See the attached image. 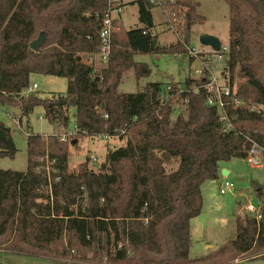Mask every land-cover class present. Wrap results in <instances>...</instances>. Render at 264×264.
<instances>
[{
  "label": "trees",
  "instance_id": "1",
  "mask_svg": "<svg viewBox=\"0 0 264 264\" xmlns=\"http://www.w3.org/2000/svg\"><path fill=\"white\" fill-rule=\"evenodd\" d=\"M223 1L231 95L221 113L207 105L206 77L118 91L128 71L136 80L151 73L135 55L189 54L191 28L205 22L199 0L131 3L140 27L126 31L114 22L106 62L98 55L107 0H0V106L19 108V125L41 107L57 131L28 134L24 172L0 170V252L58 264H233L242 257L264 264V205L259 224L236 218L233 240L189 258V224L201 213L202 184L217 180L222 164L233 159L257 151L264 157V0ZM153 7L176 43L153 46ZM40 33L46 41L34 52L29 45ZM236 69L244 81L234 89ZM32 75L65 78L66 92L42 99L28 92ZM173 104L186 117L173 120ZM71 109L74 134L63 141L58 130L72 131ZM85 138H118L125 145L108 148L97 172L89 158L69 170L67 146ZM16 153L10 129L0 123V158ZM171 161L177 168L167 172Z\"/></svg>",
  "mask_w": 264,
  "mask_h": 264
},
{
  "label": "rangeland",
  "instance_id": "2",
  "mask_svg": "<svg viewBox=\"0 0 264 264\" xmlns=\"http://www.w3.org/2000/svg\"><path fill=\"white\" fill-rule=\"evenodd\" d=\"M137 0H123L122 22L123 29L130 30L140 27L137 16V6L131 3ZM199 15L205 18L203 24H195L191 28L189 40V54L174 55H135L136 63L145 64L151 70L147 78L136 80L132 70L128 71L118 86V91L125 94L142 92L149 83H160L163 85L179 84L185 80H198L200 77L207 79L216 77L218 85L225 83L228 78L224 72L227 44L229 13L228 7L223 0H199L197 9ZM154 28L152 36L156 37L157 45L160 47L176 43V36L169 29L167 19L159 7H153L150 11ZM120 21V20H119ZM203 35H214L221 42V53L213 55L209 48L202 47L199 43ZM190 57L193 58L190 60ZM209 72V73H208ZM238 69L233 75L234 89L244 80L238 77ZM36 86L34 93L42 99H50L53 96L63 95L67 89V79L55 78L44 75H32L30 87ZM174 112L172 119L181 115L186 117L183 107L179 108L173 104ZM70 124L68 130L73 128L74 110H70ZM20 117L19 108L0 106V123L11 131L12 141L17 150L14 158H0V170L24 172L26 170V140L28 134H40L49 136L56 133L55 127L44 118V111L36 107L27 119ZM59 135L67 134L64 130H58ZM125 140L118 138L104 139L85 138L67 146L69 153V170H75L87 158L90 159L89 167L97 172L104 163L108 148L116 149L123 147ZM255 159L262 164L260 169H253L246 164L245 160L233 159L222 167L229 171V175H220L217 180H208L202 184L201 198L202 209L198 217L192 219L189 224L191 247L190 259H198L220 249L227 242L235 238L236 218L244 219L249 216L243 213V208L251 204L255 207L264 204V157L256 152ZM92 159H95L93 161ZM167 172L175 171L177 162L171 161L166 166ZM233 184L232 190H225L220 194V188L224 183ZM254 185H257L263 195V200L255 194ZM243 258V257H242ZM236 259L233 264H260L248 259ZM0 264H58L56 262L6 252H0Z\"/></svg>",
  "mask_w": 264,
  "mask_h": 264
},
{
  "label": "built area",
  "instance_id": "3",
  "mask_svg": "<svg viewBox=\"0 0 264 264\" xmlns=\"http://www.w3.org/2000/svg\"><path fill=\"white\" fill-rule=\"evenodd\" d=\"M150 2L155 3L154 0H150ZM122 11L123 9L120 0H107L106 13L103 17L99 30L100 52L98 55V59L102 62H106L108 59V55L111 48V35L118 30V27L114 25V22H119ZM210 53H212L213 55L223 54V52L221 53V50L218 53H214L210 50ZM35 89L36 86L33 85L32 88L28 90V92H31ZM205 90L209 94V97L207 98V105L215 107L221 112L225 105L223 99L228 98L231 95V91L228 85L225 86L224 83L222 86H219L216 77L214 78L211 76L210 78H208V83L205 86ZM234 103L240 105V102L238 101H235ZM73 134L74 129H72V131L68 132L67 134L62 135L61 140L66 141ZM255 158V156L249 157L245 160V162L250 168L260 169L262 167V164ZM92 160L95 161V159ZM233 188V184L225 182L223 187L220 188V194H225V190H232ZM263 205L264 204H261L255 207L251 204H248L243 208V213L249 216L250 218L254 219V221L259 224L261 220L260 211Z\"/></svg>",
  "mask_w": 264,
  "mask_h": 264
},
{
  "label": "water",
  "instance_id": "4",
  "mask_svg": "<svg viewBox=\"0 0 264 264\" xmlns=\"http://www.w3.org/2000/svg\"><path fill=\"white\" fill-rule=\"evenodd\" d=\"M45 41H46L45 34L40 33L38 35V37L30 43V45H29L30 50L36 52L37 50H39L43 46ZM199 43L202 47L209 48L214 53H218L222 48L221 42L219 41V39L214 37V36H211V35L201 36ZM156 44H157V41L153 40V46H156ZM75 143H76V141L73 142V144H75ZM221 175L223 177H226L229 175V171H227L226 169H222Z\"/></svg>",
  "mask_w": 264,
  "mask_h": 264
},
{
  "label": "crops",
  "instance_id": "5",
  "mask_svg": "<svg viewBox=\"0 0 264 264\" xmlns=\"http://www.w3.org/2000/svg\"><path fill=\"white\" fill-rule=\"evenodd\" d=\"M135 2V1H134ZM120 3H121V5H122V9H123V6H124V2H123V0H120ZM133 3V2H132ZM123 13V12H122ZM153 22V21H152ZM119 23H120V26L121 27H123L124 25H123V22H122V14L120 15V21H119ZM128 31V30H127ZM211 36H214V35H211ZM215 37V36H214ZM156 38V37H155ZM156 40V39H155ZM222 169H225V168H222ZM227 170V169H226Z\"/></svg>",
  "mask_w": 264,
  "mask_h": 264
}]
</instances>
